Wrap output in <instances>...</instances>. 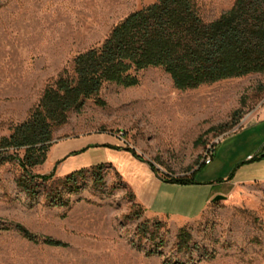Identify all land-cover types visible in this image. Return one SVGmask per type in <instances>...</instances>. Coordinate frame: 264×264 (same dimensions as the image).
Masks as SVG:
<instances>
[{"label": "rangeland", "instance_id": "374dc122", "mask_svg": "<svg viewBox=\"0 0 264 264\" xmlns=\"http://www.w3.org/2000/svg\"><path fill=\"white\" fill-rule=\"evenodd\" d=\"M156 1L0 0V141L28 118L62 72L74 75L78 54L101 45L129 13ZM234 1L195 3L203 20L210 22ZM137 76L134 86L105 83L96 97L69 113L65 124L54 127L48 153L63 139L90 138L100 144L94 147L96 159L106 164L101 181L86 167L74 186L58 182L67 174L48 159L33 168L38 174L55 169L51 187L62 191V204L49 203L50 188L44 185L28 197L16 182L22 172L19 163L8 158L23 156L24 150L0 148V264H264V181L235 184L191 219L152 218L112 169L127 161L101 150L102 144L114 150L115 141L153 164L157 171L149 168L151 176L142 172L149 189L156 185V174L189 176L207 149L215 147L213 163L203 164L193 175L199 186L178 189L179 195L193 199L194 213L212 183L215 190H223L230 176L237 181L263 170L259 160L245 161L264 155V123H256L264 116V73L185 91L161 67L140 70ZM12 223L68 245L33 242ZM182 229L190 235L186 248L179 246Z\"/></svg>", "mask_w": 264, "mask_h": 264}, {"label": "trees", "instance_id": "16d2710c", "mask_svg": "<svg viewBox=\"0 0 264 264\" xmlns=\"http://www.w3.org/2000/svg\"><path fill=\"white\" fill-rule=\"evenodd\" d=\"M149 67L163 68L174 86L182 91L251 73H264V0H235L229 10L210 22L203 20L195 0H157L129 13L111 29L101 45L78 54L73 61L74 75L62 72L53 85L45 88L28 118L0 141V148L24 150L23 156L8 158L19 163L22 172L16 182L28 197L36 196L39 187L44 185L50 188L46 193L49 203L62 204V191L51 187L55 169L47 174L33 172V168L47 159L54 127L65 124L69 113L96 97L105 83L137 85V72ZM97 102L104 104L101 99ZM125 149L143 160L134 149ZM262 158L264 155H254L245 162ZM203 164L189 176H165L164 180L197 184L193 175ZM105 166V163L91 166L96 181L103 179ZM151 167L157 171L153 164ZM85 172L86 169L81 168L58 182L74 186ZM232 179L233 175L227 181ZM11 225L33 242L68 245L60 239L39 236L21 223ZM189 236L185 230L180 231V248L188 247Z\"/></svg>", "mask_w": 264, "mask_h": 264}, {"label": "crops", "instance_id": "0c3cea01", "mask_svg": "<svg viewBox=\"0 0 264 264\" xmlns=\"http://www.w3.org/2000/svg\"><path fill=\"white\" fill-rule=\"evenodd\" d=\"M251 120L252 119H248L239 128H242L245 123L251 122ZM256 123L263 125L264 116L257 118ZM112 143H114V150H111L109 147L103 148L105 144H102L103 146H101V150L104 152L109 151L115 154V157L118 159L123 158L125 161H127V164L124 166H118V169L117 167L113 168L110 164L108 165L118 172L122 179L132 188L135 202L143 208L147 217L154 218L172 216L176 218L191 219L202 213L210 199L215 197V195L218 193H224L229 187L231 190L237 183L264 181V165H262L263 170L260 172H255L251 175L242 177L237 181H225L223 183V190H215L214 187H216V184L213 183L211 192H208L204 204L200 209L193 213V199H191V197H184L178 194L179 186H182L183 184H177L175 182L164 180V178H161L158 174H156V185L154 188L146 189L144 184L148 183V179L146 180L142 176V172L145 171L148 173V176H151L152 173H149V168H152L151 165L148 162L145 163L141 161V159L134 156L130 150L125 149V147H122L119 143L115 141ZM116 145L121 148H114ZM98 146L100 147V144L92 141L90 138L73 140L63 139L57 143L48 153L47 161L51 164H55V167L58 166V171H60L61 174H69L81 168L91 167L101 163L102 161L97 160V157L94 155L95 153H93V151L96 150L94 147ZM76 151L81 152L75 154ZM213 161L214 159H212L210 164H212ZM259 162V164L264 163V158L259 160ZM202 184L210 185L209 182ZM189 186H199V184H189Z\"/></svg>", "mask_w": 264, "mask_h": 264}, {"label": "built area", "instance_id": "2783aa9c", "mask_svg": "<svg viewBox=\"0 0 264 264\" xmlns=\"http://www.w3.org/2000/svg\"><path fill=\"white\" fill-rule=\"evenodd\" d=\"M215 154V147L213 148H209L207 149L203 159H202V162L204 164H210L212 162V159H213V155Z\"/></svg>", "mask_w": 264, "mask_h": 264}, {"label": "water", "instance_id": "95a60500", "mask_svg": "<svg viewBox=\"0 0 264 264\" xmlns=\"http://www.w3.org/2000/svg\"><path fill=\"white\" fill-rule=\"evenodd\" d=\"M222 198H224L223 195H217V196L215 197V199H222Z\"/></svg>", "mask_w": 264, "mask_h": 264}]
</instances>
